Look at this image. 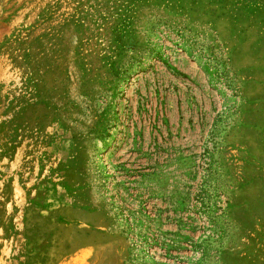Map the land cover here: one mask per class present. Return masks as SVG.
<instances>
[{"label":"rangeland","instance_id":"rangeland-1","mask_svg":"<svg viewBox=\"0 0 264 264\" xmlns=\"http://www.w3.org/2000/svg\"><path fill=\"white\" fill-rule=\"evenodd\" d=\"M0 264H264V0H0Z\"/></svg>","mask_w":264,"mask_h":264}]
</instances>
